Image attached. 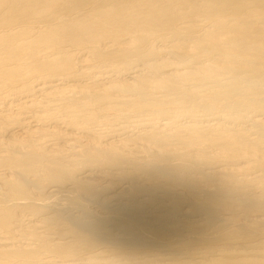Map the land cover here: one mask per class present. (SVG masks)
Masks as SVG:
<instances>
[{"label": "bare ground", "instance_id": "obj_1", "mask_svg": "<svg viewBox=\"0 0 264 264\" xmlns=\"http://www.w3.org/2000/svg\"><path fill=\"white\" fill-rule=\"evenodd\" d=\"M54 263L264 264V0H0V264Z\"/></svg>", "mask_w": 264, "mask_h": 264}, {"label": "rangeland", "instance_id": "obj_2", "mask_svg": "<svg viewBox=\"0 0 264 264\" xmlns=\"http://www.w3.org/2000/svg\"><path fill=\"white\" fill-rule=\"evenodd\" d=\"M125 122H126V121H118V124H119V125H120L121 123H122V124H125ZM119 200H120V198H117L116 201H114V202L112 201V202L109 203V204H112V206H114V204L117 203V205H119V204L121 203V200H120V201H119ZM94 204H95V203H94ZM94 204H93V202H92V205H94ZM117 205H116V206H117ZM184 256H185V255H184ZM54 264H55V263H54Z\"/></svg>", "mask_w": 264, "mask_h": 264}]
</instances>
